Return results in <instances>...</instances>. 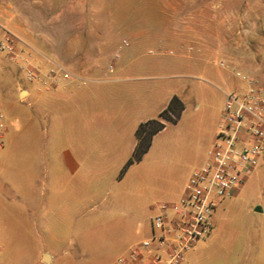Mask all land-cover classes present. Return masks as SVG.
Wrapping results in <instances>:
<instances>
[{
    "label": "rangeland",
    "instance_id": "obj_1",
    "mask_svg": "<svg viewBox=\"0 0 264 264\" xmlns=\"http://www.w3.org/2000/svg\"><path fill=\"white\" fill-rule=\"evenodd\" d=\"M0 24L34 63L48 55L83 72L102 64L86 74L95 81L77 90L121 85L139 90L149 106L157 98L160 113L167 110L153 118L152 126L163 128L140 159L134 150L122 164H104L98 200L65 229L63 247L76 256L66 264H115L131 244L151 236L156 210H133L130 200L140 202L138 192L149 193L157 184L164 191L158 201L169 202L167 192L184 191L210 146L206 131L197 134L192 162L169 140L194 141L196 125L215 129L227 92L242 93L249 80L264 88V0H0ZM25 83L21 58L0 60V109L6 116L0 177L6 190L28 181L44 186L42 152L54 137L55 113L33 99L21 100ZM11 198L9 193L5 213L14 204ZM214 222L179 264H264V160L233 196L219 202ZM23 230L10 218L3 222L0 264H32L43 243L31 241L27 225Z\"/></svg>",
    "mask_w": 264,
    "mask_h": 264
},
{
    "label": "crops",
    "instance_id": "obj_2",
    "mask_svg": "<svg viewBox=\"0 0 264 264\" xmlns=\"http://www.w3.org/2000/svg\"><path fill=\"white\" fill-rule=\"evenodd\" d=\"M53 62L61 65L68 75L53 77L50 73ZM37 64L42 69V75L33 82L26 80V95L21 100L33 99L34 103H41L55 113L51 121L54 137L42 152L44 186L37 188L28 181V186L6 190L0 177V240L2 224L10 218L19 233L27 225L31 241L43 243L36 246L31 256L32 264H66L76 256L63 247L68 232L65 229L74 224L85 206L98 200L97 186L101 170L105 169L104 164L124 163L137 146L136 132L139 125L157 117L160 110L156 108L157 98L152 97L149 106L147 98L139 90L130 87L116 85L77 90V85L95 81L86 74L94 72L102 64L90 72H83L78 69V65L68 64L48 55ZM111 65L108 68L112 71L115 66ZM21 93L22 91L19 92L20 97ZM203 126L196 125L194 141L179 136L169 140L173 149L178 148L184 159L195 162L199 139L197 134L200 136L204 130L210 141L204 163L208 160L214 148L218 126L210 132L202 129ZM189 174L187 183L192 172ZM149 191L148 193L144 188L137 191L138 196L143 195V198L140 202L131 199L130 208L137 210L148 207L157 213L163 203L157 199L158 192L163 195L164 191L157 184ZM185 192L186 187L182 192H167L171 199L167 203L177 202ZM9 193L14 204L10 213H5ZM121 198L123 195L116 200ZM129 247L124 250L123 255L128 252Z\"/></svg>",
    "mask_w": 264,
    "mask_h": 264
},
{
    "label": "built area",
    "instance_id": "obj_3",
    "mask_svg": "<svg viewBox=\"0 0 264 264\" xmlns=\"http://www.w3.org/2000/svg\"><path fill=\"white\" fill-rule=\"evenodd\" d=\"M0 29V60L21 58L26 80H39L41 67L19 53L13 32L2 24ZM50 73L68 75L54 62ZM247 85L242 93H226L214 148L208 160L192 172L185 195L177 202L161 203L151 219L152 235L133 244L115 264H179L187 250L210 234L219 202L233 196L264 160V88L251 80ZM5 121L0 109V148Z\"/></svg>",
    "mask_w": 264,
    "mask_h": 264
},
{
    "label": "trees",
    "instance_id": "obj_4",
    "mask_svg": "<svg viewBox=\"0 0 264 264\" xmlns=\"http://www.w3.org/2000/svg\"><path fill=\"white\" fill-rule=\"evenodd\" d=\"M167 110L164 112L160 113V117L164 116L166 114ZM161 119V118H160ZM156 122L155 119H151L147 122H142L139 127L137 128V138H138V143L134 152V157L137 159H140V156L148 150L150 147V139L152 135L156 132H158L160 129L163 127H157V126H152ZM159 125H163V123H159ZM133 159L131 158L128 164L132 163Z\"/></svg>",
    "mask_w": 264,
    "mask_h": 264
},
{
    "label": "water",
    "instance_id": "obj_5",
    "mask_svg": "<svg viewBox=\"0 0 264 264\" xmlns=\"http://www.w3.org/2000/svg\"><path fill=\"white\" fill-rule=\"evenodd\" d=\"M23 93H25V90H24V91H22L21 95H22Z\"/></svg>",
    "mask_w": 264,
    "mask_h": 264
}]
</instances>
